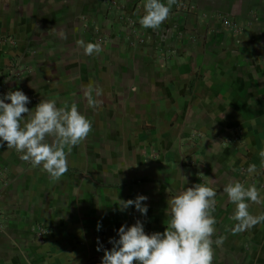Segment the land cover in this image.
Segmentation results:
<instances>
[{
	"label": "crops",
	"instance_id": "1",
	"mask_svg": "<svg viewBox=\"0 0 264 264\" xmlns=\"http://www.w3.org/2000/svg\"><path fill=\"white\" fill-rule=\"evenodd\" d=\"M145 3L0 0V97L21 90L33 111L75 103L92 125L65 148L59 180L0 145V264H101L122 225L163 233L168 200L196 183L217 193L212 239H225L212 264H264V222L233 234L223 192L255 184L261 203L248 211L264 214V0H177L158 30L139 23ZM80 40L102 51L88 56ZM89 84L102 89L96 108ZM138 195L146 215L119 210Z\"/></svg>",
	"mask_w": 264,
	"mask_h": 264
},
{
	"label": "clouds",
	"instance_id": "2",
	"mask_svg": "<svg viewBox=\"0 0 264 264\" xmlns=\"http://www.w3.org/2000/svg\"><path fill=\"white\" fill-rule=\"evenodd\" d=\"M177 0H146L144 15L139 23L144 28L160 29L168 19L171 6ZM61 38L66 34L61 32ZM86 55L99 54L102 47L98 43L77 42ZM138 89L133 86L132 91ZM102 95L99 86H86L84 96L89 107L96 108L101 101L93 98ZM5 101H10L6 103ZM30 99L21 90H9L0 97V145L7 143V148L21 153L20 159L30 162L33 166H42L53 180H59L68 170L67 153L71 148L86 139L92 129L91 122L82 115L75 103L69 106H56L54 100H41L36 107L29 110L26 105ZM26 114V115H22ZM24 121L21 126V121ZM49 138L50 141H49ZM258 155L264 163V150ZM249 175L256 172V165H249ZM120 182V181H119ZM229 201L235 205L231 219L237 223L231 229L233 234L249 230L264 222V214L254 216L249 213L246 201L260 204V192L255 184L248 187L236 180H230L223 188ZM216 191L202 183L181 189L168 200L170 210L166 211L168 225L163 233L146 234L143 223L138 219L131 226L122 225L118 229L119 239L110 238L111 249H103L97 238V251L103 249L101 264H212L213 247L222 246L225 237L212 239L217 223L211 213L215 210ZM147 197L138 195L135 200L118 199L119 210L124 211L130 206L142 215L148 208L143 201ZM100 224H97L99 230ZM75 255L74 253L72 254Z\"/></svg>",
	"mask_w": 264,
	"mask_h": 264
},
{
	"label": "built area",
	"instance_id": "3",
	"mask_svg": "<svg viewBox=\"0 0 264 264\" xmlns=\"http://www.w3.org/2000/svg\"><path fill=\"white\" fill-rule=\"evenodd\" d=\"M223 23L227 24V25H231L234 24V22H232V20L228 19V18H223Z\"/></svg>",
	"mask_w": 264,
	"mask_h": 264
},
{
	"label": "rangeland",
	"instance_id": "4",
	"mask_svg": "<svg viewBox=\"0 0 264 264\" xmlns=\"http://www.w3.org/2000/svg\"><path fill=\"white\" fill-rule=\"evenodd\" d=\"M208 17H210V16H208ZM204 20H205V17H204Z\"/></svg>",
	"mask_w": 264,
	"mask_h": 264
}]
</instances>
